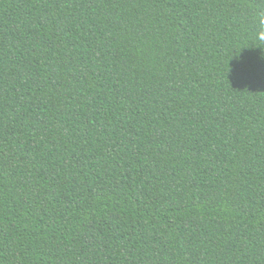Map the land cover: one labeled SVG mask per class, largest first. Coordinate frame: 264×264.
Instances as JSON below:
<instances>
[{"label": "trees", "instance_id": "1", "mask_svg": "<svg viewBox=\"0 0 264 264\" xmlns=\"http://www.w3.org/2000/svg\"><path fill=\"white\" fill-rule=\"evenodd\" d=\"M0 264H264V0H0Z\"/></svg>", "mask_w": 264, "mask_h": 264}]
</instances>
